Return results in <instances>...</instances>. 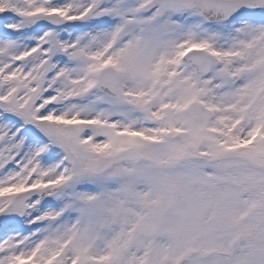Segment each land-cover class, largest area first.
I'll list each match as a JSON object with an SVG mask.
<instances>
[{
	"label": "snow or ice",
	"instance_id": "1",
	"mask_svg": "<svg viewBox=\"0 0 264 264\" xmlns=\"http://www.w3.org/2000/svg\"><path fill=\"white\" fill-rule=\"evenodd\" d=\"M0 264H264V0H0Z\"/></svg>",
	"mask_w": 264,
	"mask_h": 264
}]
</instances>
